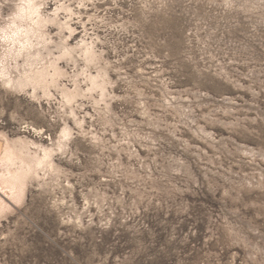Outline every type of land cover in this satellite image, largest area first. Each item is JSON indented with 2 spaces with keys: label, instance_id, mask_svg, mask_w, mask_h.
<instances>
[{
  "label": "rangeland",
  "instance_id": "374dc122",
  "mask_svg": "<svg viewBox=\"0 0 264 264\" xmlns=\"http://www.w3.org/2000/svg\"><path fill=\"white\" fill-rule=\"evenodd\" d=\"M0 264H264V0H0Z\"/></svg>",
  "mask_w": 264,
  "mask_h": 264
},
{
  "label": "bare ground",
  "instance_id": "6f19581e",
  "mask_svg": "<svg viewBox=\"0 0 264 264\" xmlns=\"http://www.w3.org/2000/svg\"><path fill=\"white\" fill-rule=\"evenodd\" d=\"M28 3H29V2H28ZM32 4H34V3H32ZM32 4H30L27 8H25L26 10H25V9H22V8L20 7V8L22 9V13H24V12H26V13L28 12V13H29L30 10H34V11H36L37 8H34L35 5L33 6ZM24 7H25V6H24ZM36 7H37V6H36ZM20 16H21V15H20ZM27 16H28V15H27ZM34 23H35V22H34ZM37 23H38V22H37ZM38 24H39V23H38ZM33 32H34V31H33ZM34 73H35V74H34ZM34 73H33L32 76L37 75V74L39 73V71H35ZM32 76H31V74L25 76V80H26V79H29V78L32 77ZM5 82H6L7 84H9V85H11V83H12L11 79H6ZM16 82H17V81H16ZM21 82H25V81H20V83H19L20 85L22 84ZM32 82H33V81H32ZM34 82H35V81H34ZM93 82H94L95 84L97 83L96 81H93ZM13 84H14V82H13ZM23 84H24V83H23ZM33 84H34V83H33ZM17 85H18V83H17ZM12 86H13V85H12ZM68 92H69V91H68ZM66 128H67V127H66ZM64 129H65V128H64ZM63 132H64V133H62L63 136H66V134H67V130H64ZM64 134H65V135H64ZM45 153H47V152H45ZM48 154H49V153H48ZM48 154H47V155H48ZM7 160H8V161H13V158H12L11 156H8V157H7ZM40 161H41V159H36V160H35V162H36V164H38V166H39V162H40ZM30 169H31V165H30V163H27V162H26V164H25V171H24V172L26 173V172H28ZM22 174H23V172H22ZM19 175H21V173H20V174H19V173H16V174L13 173V174H12V178H13V179L18 178ZM16 180H17V179H16Z\"/></svg>",
  "mask_w": 264,
  "mask_h": 264
}]
</instances>
